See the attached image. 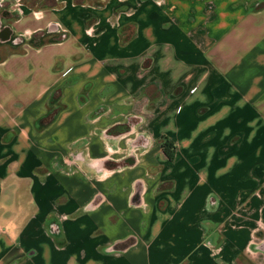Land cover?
I'll list each match as a JSON object with an SVG mask.
<instances>
[{"label":"crops","instance_id":"obj_1","mask_svg":"<svg viewBox=\"0 0 264 264\" xmlns=\"http://www.w3.org/2000/svg\"><path fill=\"white\" fill-rule=\"evenodd\" d=\"M0 179V264H264V0H0Z\"/></svg>","mask_w":264,"mask_h":264},{"label":"rangeland","instance_id":"obj_2","mask_svg":"<svg viewBox=\"0 0 264 264\" xmlns=\"http://www.w3.org/2000/svg\"><path fill=\"white\" fill-rule=\"evenodd\" d=\"M62 85L61 87L59 86V88H57L53 94L51 95V102H53V106H54V110L55 109H60L62 104H61V100H60V97H61V94H62ZM60 100V101H59Z\"/></svg>","mask_w":264,"mask_h":264},{"label":"trees","instance_id":"obj_3","mask_svg":"<svg viewBox=\"0 0 264 264\" xmlns=\"http://www.w3.org/2000/svg\"><path fill=\"white\" fill-rule=\"evenodd\" d=\"M162 145H163V149H164L165 153L169 156V158L171 160H173L175 158L174 147L168 141H164ZM171 148H172V150H171ZM1 192H2V182L0 179V195H1Z\"/></svg>","mask_w":264,"mask_h":264}]
</instances>
